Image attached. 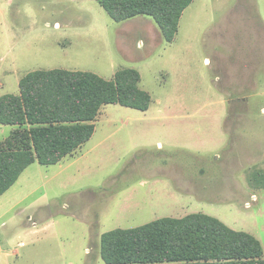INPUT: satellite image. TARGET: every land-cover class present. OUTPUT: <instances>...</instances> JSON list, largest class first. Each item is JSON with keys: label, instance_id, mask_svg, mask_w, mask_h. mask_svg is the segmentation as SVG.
<instances>
[{"label": "rangeland", "instance_id": "obj_1", "mask_svg": "<svg viewBox=\"0 0 264 264\" xmlns=\"http://www.w3.org/2000/svg\"><path fill=\"white\" fill-rule=\"evenodd\" d=\"M190 6L178 45L200 43L197 58L211 60L218 96L199 90L185 111L168 107L170 45L156 24H143L149 18L118 23L95 0H0V97L19 95L20 80L35 71L110 80L133 68L152 98L146 112L110 105L98 117L93 139L103 147L93 152V176L72 181L75 168L61 176L54 166L31 168L29 197L0 211V264H103V234L179 216L192 203L264 247V42L255 29L264 0ZM11 131L0 125V142Z\"/></svg>", "mask_w": 264, "mask_h": 264}, {"label": "trees", "instance_id": "obj_2", "mask_svg": "<svg viewBox=\"0 0 264 264\" xmlns=\"http://www.w3.org/2000/svg\"><path fill=\"white\" fill-rule=\"evenodd\" d=\"M95 1L118 23L151 18L167 43L174 41L183 13L194 2ZM140 82L135 69L118 71L112 81L66 70L35 71L22 78L19 96L0 98V125L16 127L0 142V197L35 162L56 165L89 141L103 106L147 111L151 96ZM99 243L105 264H264L260 241L203 214L114 230Z\"/></svg>", "mask_w": 264, "mask_h": 264}, {"label": "crops", "instance_id": "obj_3", "mask_svg": "<svg viewBox=\"0 0 264 264\" xmlns=\"http://www.w3.org/2000/svg\"><path fill=\"white\" fill-rule=\"evenodd\" d=\"M196 1H198V0H194V2L192 4H194ZM206 1L207 0H203V2H206ZM188 9L185 10V12L183 13V15L181 17V20L179 23V30H178V33H177L174 41L170 42V43L165 42L167 45H170V51H171L170 60H169L170 66H169V69L167 72L168 78H169V88H170L169 99L167 102H168V107L171 110L183 109V110L187 111L189 108L186 107L185 103L186 102L192 103V102L198 101V99L195 97H198L199 90H201V91L205 90L208 93H213V94L217 93V91L211 85V82L209 83L210 76H208L209 74L206 72V69L209 68V66H211V60L209 58H204L202 60V63H201L200 59L197 58L196 47L200 48V43L196 45V43L193 39L191 42L188 41L190 44L186 43L185 46H182V47L178 45V38L180 35L182 20L185 16L186 12L188 11ZM257 13H259V15L261 16V19L259 20L260 22L257 21L255 29L257 30L256 32L260 34V37L263 39V42H264V13H262L261 10L258 8H257ZM222 14H223V16H226L227 11H223ZM137 18H149V17H137ZM133 19H136V18H133ZM130 20H132V19H130ZM127 21H129V20H127ZM153 23H154L153 20L151 18H149L146 20V23H143V24L149 26V25H152ZM154 25H155V23H154ZM155 28H157V26L152 27L153 30L159 31L158 28L157 29H155ZM159 33H160V31H159ZM160 36L162 37L161 33H160ZM189 36L190 35L188 34V37ZM228 37H230V36H228ZM195 40H196V36H195ZM228 40H229V38H228ZM224 42L226 43V41H224ZM194 47H195V52L192 53V51L190 49L194 48ZM250 63H251L250 68H252L253 72H256L257 67L254 66L253 62H250ZM128 69H133V68H128ZM57 70H61V69H57ZM114 71H115V73H113V78L110 80H107V79H105V80L112 81L115 77V74L119 71V69H115ZM71 72H80V71H71ZM141 82H142V76H141ZM141 82H140V84H141ZM140 84H139V88H140ZM249 89H252V88H249ZM254 89L257 90L258 88L256 87ZM19 91H20V89H19ZM142 91L146 92V90H142ZM146 93H148V92H146ZM247 93H251V92H246V94ZM7 95H12V94H7ZM19 95H20V93H19ZM19 95H14V96H19ZM216 95L218 96V94H216ZM219 95H223V94H219ZM4 96H6V95H4ZM1 97H3V96H1ZM151 101H152V98H151ZM221 103H222V105L225 106L226 100H222ZM108 106H110V105L103 106V110H100V114L98 115V117L101 116L102 114H105L104 112H106ZM172 107H174V108L172 109ZM129 109H131V108H129ZM134 109H132V110H134ZM149 109H150V107H149ZM136 111H139V110H136ZM140 112H146V111H140ZM98 117H97V120H98ZM97 120L94 123L95 132H94L93 136L91 137V139L89 141H87L85 144L81 145L74 153L65 157L60 163L53 165L55 168H58L56 171L57 175L61 176L62 174L68 172L72 168H75L76 172L69 174L68 178H67L68 180L80 181V180H84L88 177L93 176V166H91L93 164V152H94V150L97 152V150H99V148L103 147V144L101 142L102 139H97V140L93 139V137L97 131V128H96ZM9 127L12 128L11 133H13L16 130V127H12V126H9ZM10 135H9V137H10ZM86 144H90V146L88 148L83 149L84 146H86ZM159 146L161 147L162 144L159 143ZM142 148H144V147H140V149H142ZM35 164H39V163L35 162L30 167H28L24 171V173L20 176L19 180L5 194H3L0 197V211H4L5 213H8V211L19 207V205H21L23 202H25L26 199L29 197V195H25L26 194L25 188L27 187V185H26L27 178L25 176H26V174L30 173L31 168H33L35 166ZM40 166H42V165H40ZM43 167H46V166H43ZM23 178H25V179H23ZM89 189L93 190V187H90ZM253 200H254V202H256L258 199L256 196L253 195ZM195 206L196 205L194 203L189 204L185 211H183V210L181 211V214L179 216L164 217V218L182 219V218L187 217V216L192 215V214H203V215L212 217L208 214L199 212L200 208L199 207L197 208ZM164 218H162V217L157 218L155 221L160 220V219H164ZM212 218H215V217H212ZM30 219L31 218L29 216V220ZM215 219L219 220L218 218H215ZM155 221H153V222H155ZM219 221L221 223H223L221 220H219ZM35 225H36V222H33L32 226L34 227ZM90 226H91V224H90ZM92 226H93V223H92ZM225 226H227V225H225ZM227 227L230 228L229 226H227ZM133 229H135V228H133ZM127 230H131V229H127ZM231 230H233V229H231ZM233 231H235V230H233ZM236 232H242V231H236ZM244 233H246V232H244ZM247 234H249V233H247ZM249 235H251V234H249ZM95 236L98 237L99 235L95 234ZM253 237H255V236H253ZM255 238L258 241H260L257 237H255ZM100 240H101V238H100ZM260 243L263 246L261 241H260ZM20 245H23V244H20ZM263 250H264V247H263ZM1 255H2V250L0 249V260H1ZM100 258H101V255H100ZM101 260H102V258H101ZM97 262L99 264V262H100L99 258L97 261H95L93 259V261L89 262L88 264H95ZM102 262H103V264H105L103 260H102Z\"/></svg>", "mask_w": 264, "mask_h": 264}]
</instances>
